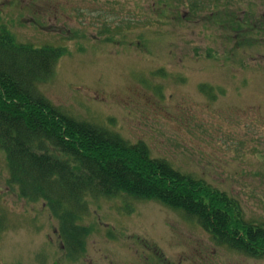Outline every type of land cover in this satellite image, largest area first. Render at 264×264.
I'll return each instance as SVG.
<instances>
[{
  "label": "rangeland",
  "instance_id": "1",
  "mask_svg": "<svg viewBox=\"0 0 264 264\" xmlns=\"http://www.w3.org/2000/svg\"><path fill=\"white\" fill-rule=\"evenodd\" d=\"M198 1L0 0V15L18 41L65 49L39 84L52 103L144 142L264 221V0ZM7 178L0 151V264H264L159 202L103 197L87 199L90 232L71 261L43 201Z\"/></svg>",
  "mask_w": 264,
  "mask_h": 264
},
{
  "label": "trees",
  "instance_id": "2",
  "mask_svg": "<svg viewBox=\"0 0 264 264\" xmlns=\"http://www.w3.org/2000/svg\"><path fill=\"white\" fill-rule=\"evenodd\" d=\"M188 1L191 11L201 8L198 0ZM63 51L18 41L0 15V151L7 183L20 198L43 201L58 222L67 258L84 254L87 199L103 197L129 205L125 200L159 202L199 225L216 245L264 259V221L246 218L234 195L152 156L142 141L68 115L41 93L39 84L53 77ZM199 90L214 96L211 85L200 84Z\"/></svg>",
  "mask_w": 264,
  "mask_h": 264
}]
</instances>
